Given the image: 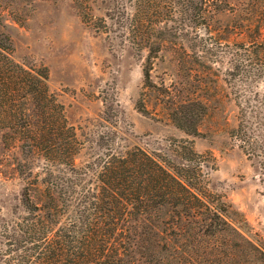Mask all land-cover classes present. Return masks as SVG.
Instances as JSON below:
<instances>
[{
  "label": "rangeland",
  "instance_id": "374dc122",
  "mask_svg": "<svg viewBox=\"0 0 264 264\" xmlns=\"http://www.w3.org/2000/svg\"><path fill=\"white\" fill-rule=\"evenodd\" d=\"M123 1L128 4L88 0L92 14H112L108 31L85 23L75 0H9L0 28L11 38L15 60L47 66L49 87L85 142L76 164L103 152L105 142L116 150L139 145L178 161L175 143L189 140L208 164L203 186L222 196L230 220L264 249V126L255 130L262 132L260 140H252L257 155H248L231 135L239 115L236 98H264V55L255 54L264 34V0H181L191 4L188 14L159 24L164 39L149 84L143 76L147 47H136L124 23L114 22ZM192 98L204 107L196 109L197 131L187 133L169 112ZM18 161L34 171L45 162L0 140L3 244L27 214L21 203L27 178L14 168ZM2 259L0 254V264Z\"/></svg>",
  "mask_w": 264,
  "mask_h": 264
},
{
  "label": "trees",
  "instance_id": "16d2710c",
  "mask_svg": "<svg viewBox=\"0 0 264 264\" xmlns=\"http://www.w3.org/2000/svg\"><path fill=\"white\" fill-rule=\"evenodd\" d=\"M8 1L0 0V26ZM75 1L85 23L110 30L111 13L96 16L88 0ZM190 6L181 0H128L121 15L116 11L114 22L124 23L130 41L148 49L147 84L164 39L159 24L188 14ZM259 37L255 54L261 56L264 34ZM13 50L0 28V140L45 162L41 171L21 161L14 167L27 178L21 192L27 214L8 242H0L3 264H264V249L230 220L222 196L203 186L208 164L191 141L175 143L178 161L139 145L116 150L105 142L103 152L76 164L85 142L50 89L47 66L23 64ZM236 103L231 135L248 155H257L252 140L262 137L255 130L264 126V98L238 96ZM203 104L180 101L169 113L195 133L194 116Z\"/></svg>",
  "mask_w": 264,
  "mask_h": 264
}]
</instances>
